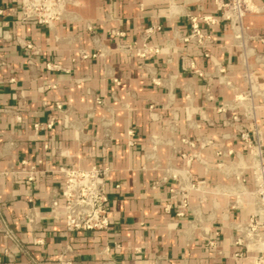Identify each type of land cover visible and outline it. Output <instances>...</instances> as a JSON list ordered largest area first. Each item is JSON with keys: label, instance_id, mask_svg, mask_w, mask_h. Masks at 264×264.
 I'll return each instance as SVG.
<instances>
[{"label": "crops", "instance_id": "obj_1", "mask_svg": "<svg viewBox=\"0 0 264 264\" xmlns=\"http://www.w3.org/2000/svg\"><path fill=\"white\" fill-rule=\"evenodd\" d=\"M225 2L69 0L48 28L20 23V0H0L11 36L0 39V264L246 263L232 242L254 211L241 135L255 139L251 116L263 124L264 0L246 11L241 39L221 16ZM189 16L213 20L199 22L208 57L181 40ZM145 44L159 52L136 57ZM262 138L264 153L263 127ZM70 161L109 169L107 231L67 233L50 209ZM22 162L40 179L16 180ZM185 179L204 189L182 207Z\"/></svg>", "mask_w": 264, "mask_h": 264}, {"label": "built area", "instance_id": "obj_2", "mask_svg": "<svg viewBox=\"0 0 264 264\" xmlns=\"http://www.w3.org/2000/svg\"><path fill=\"white\" fill-rule=\"evenodd\" d=\"M252 0H226L220 8L221 16L229 22V25L236 29V39H241V24L244 13L250 8ZM69 0H20V19L22 24L40 25L52 28L55 23L62 22L68 15L67 6ZM202 21L209 25L213 22L210 18H197L189 16V32L181 37L184 43L192 45L196 49L206 51L211 38L203 32L199 22ZM155 30L148 29L142 35L143 43H146ZM10 35L6 31L0 30V39L8 40ZM19 41L18 39H15ZM22 48L32 50L31 43L23 44ZM126 51H132L130 47L122 46ZM156 47H148L143 45L141 49H137L134 55L138 58H145L150 54L158 53ZM131 55V53H130ZM205 57L208 53L205 52ZM3 62L0 60V65ZM193 68V65L190 66ZM59 67L48 64L47 69L56 70ZM219 72H221L219 70ZM249 85L248 91L244 98L251 99L254 96L252 90V80L250 75H246ZM99 104L100 101H97ZM60 105H56V109L60 110ZM236 118V117H235ZM233 120H236V119ZM253 121V133L255 139L249 138L247 134L241 135L242 140L246 143L251 161L247 167L251 171L253 190L249 193L252 198L253 215L248 223L238 227V235L233 239L232 245L238 247L241 251L236 253L237 257H244L247 261L245 264H264V153L262 151V127L263 124L258 123L253 116L250 117ZM52 122L40 124L35 123L33 129L36 133L50 130ZM130 136L132 133H129ZM225 153L219 151L218 156H223ZM189 162V160H188ZM20 173H16L15 178L19 181L35 182L39 180V175L34 166H27ZM109 169L104 165L94 166L89 169H80L73 161L66 165H62L58 169V173L62 176V204L60 205L56 198L51 197L49 206L52 211L62 210L64 219V227L67 233H86V232H103L110 227V219L108 216L109 198L106 193V181L109 177ZM177 172L173 175L177 178ZM186 180V179H185ZM240 183L243 180L239 179ZM180 183V182H179ZM183 184V185H181ZM178 192L181 197V206L187 207L190 192L204 189L203 182H193L188 179L181 183ZM173 193V190H171ZM5 234L11 237L8 231Z\"/></svg>", "mask_w": 264, "mask_h": 264}, {"label": "rangeland", "instance_id": "obj_3", "mask_svg": "<svg viewBox=\"0 0 264 264\" xmlns=\"http://www.w3.org/2000/svg\"><path fill=\"white\" fill-rule=\"evenodd\" d=\"M252 3H253V0L251 1V5H252ZM250 5V6H251ZM245 16H246V12L244 13V15H243V17H242V20L245 18Z\"/></svg>", "mask_w": 264, "mask_h": 264}]
</instances>
